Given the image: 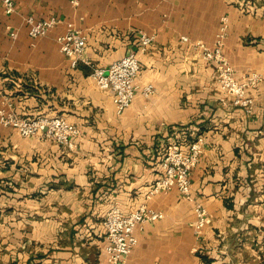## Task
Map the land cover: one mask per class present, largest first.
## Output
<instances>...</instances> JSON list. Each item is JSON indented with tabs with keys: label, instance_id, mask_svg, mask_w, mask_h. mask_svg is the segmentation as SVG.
<instances>
[{
	"label": "crops",
	"instance_id": "crops-1",
	"mask_svg": "<svg viewBox=\"0 0 264 264\" xmlns=\"http://www.w3.org/2000/svg\"><path fill=\"white\" fill-rule=\"evenodd\" d=\"M14 2L7 14L0 1L7 102L22 116L62 115L80 132L69 147L0 123V264H109L106 211L142 204L161 216L136 228L128 264H264V78L247 90V112L224 98L216 66L192 45H213L226 17L223 54L236 76H264V0ZM27 15L61 22L32 37ZM70 24L86 33L90 63L72 67L60 51L56 37ZM141 31L154 40L139 54L138 82L155 91L117 114L90 74L137 50ZM195 134L204 143L191 173L193 200L177 189L147 198L167 144L186 149ZM196 201L210 217L200 235Z\"/></svg>",
	"mask_w": 264,
	"mask_h": 264
},
{
	"label": "built area",
	"instance_id": "built-area-1",
	"mask_svg": "<svg viewBox=\"0 0 264 264\" xmlns=\"http://www.w3.org/2000/svg\"><path fill=\"white\" fill-rule=\"evenodd\" d=\"M3 3L5 13L11 14L16 11L14 0H0ZM74 5H78V0H71ZM27 32L32 37H42L61 22L57 17L36 19L32 15L24 17ZM227 18H223V25L213 45L209 46L202 41L192 42L202 57L216 66V78L220 89L225 97L232 100L235 105L245 107L247 112L251 111L252 98L247 94V90L255 87L264 76L258 72H250L241 79L236 76L234 67L229 63L223 54L224 39L226 35ZM12 38L16 37V32L10 33ZM181 41L188 42V36L182 35ZM56 40L60 51L67 57L72 67H76L80 61L90 63L84 57L87 43L86 33L73 25H68L65 32L58 35ZM154 40V35H149L141 31L139 37V47L131 50L120 59L110 63L108 66H94L90 74L96 86L108 92L112 97V102L117 114H121L131 105L137 95L143 97L151 96L155 87L148 82L140 84L138 75L141 70L140 53H145ZM3 79L0 77V98L3 105H0V123L3 126L11 127L23 137L42 134L58 143L72 146L71 138L79 134V127L62 115L41 114L34 117L19 115L7 102L8 98L2 86ZM204 137L195 134L188 142L185 149L177 140H171L160 160L161 172L159 177L149 188L146 197L150 198L159 193H167L172 189H177L179 194L193 200L191 173L203 151ZM264 213V200L261 203ZM195 220L193 227L196 235H200L203 229L209 224L210 217L206 207L196 201L194 204ZM161 216L160 211H156L146 204H142L135 209L124 213L117 205H112L105 213L102 228L104 235L103 252L109 264H128V257L138 243L136 228L144 223L156 220Z\"/></svg>",
	"mask_w": 264,
	"mask_h": 264
}]
</instances>
